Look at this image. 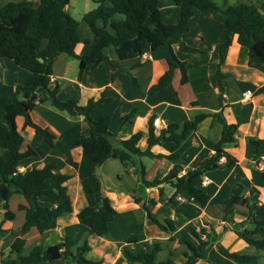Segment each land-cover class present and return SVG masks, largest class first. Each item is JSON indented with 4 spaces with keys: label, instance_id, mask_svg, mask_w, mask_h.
Returning a JSON list of instances; mask_svg holds the SVG:
<instances>
[{
    "label": "crops",
    "instance_id": "1",
    "mask_svg": "<svg viewBox=\"0 0 264 264\" xmlns=\"http://www.w3.org/2000/svg\"><path fill=\"white\" fill-rule=\"evenodd\" d=\"M214 1L223 9L241 1H248L261 8L264 14V0ZM159 7L165 23L171 24L178 21L179 8L173 0H160ZM201 13L191 18L189 31L181 37L184 43L191 41L186 44L198 48L200 52H182L177 44L172 46L177 57L187 63L189 78L186 83L181 84L180 74L174 73L167 87L155 94H149L148 89L167 69L165 59L167 48L162 46L153 50L148 48L139 58L121 60L115 48L108 46L104 52L112 60V64L102 62L91 71L88 68L81 69L78 59L65 53H59L56 56L52 71L59 83L58 98L76 99L80 104H85L89 98H98L101 91L108 87L106 93L112 97V101L99 104L91 114L94 113V117L110 114L109 130L113 131L122 115L136 109L133 122L123 125L115 139H123L119 134L130 125L132 126L130 136L135 132H142L139 143L141 149L146 146L145 138L151 115L160 119V128L166 127L169 123H178V131H180L185 120L193 119L199 113L217 112L220 105L216 98L217 83L214 72L218 60L217 51L225 38V33L219 26V17L215 19V16H212L214 14H209L208 11ZM86 37L93 41L92 35ZM207 41H210L208 47L205 45ZM78 46L80 48L76 47V51L84 53L90 50L91 43L88 45L80 43ZM0 50L3 51V55H0V95L4 101L11 102L15 86L26 81L29 71L19 65L16 49L10 44L1 43ZM137 61H143V63L133 67ZM113 73H116L114 78ZM220 77L226 83L224 97L227 106L223 110L224 117L229 123H237L239 131L237 142L225 145V150L234 156L237 162L233 168L215 169L194 179L193 182L196 185L208 186L211 189L210 201L203 207L181 195L175 196L171 201L170 197L175 189L169 184L163 183L162 190L158 186H142L137 176L127 172L125 166L116 158H108L99 166L94 165L83 154L78 143L81 129L85 126L81 116L57 111L48 100L36 105L30 111L32 121L53 134L52 146L32 127L24 125L22 116H17L15 124L23 136L22 149L30 146L35 150L34 154L17 162L19 170L32 166L42 167L48 161H55L60 172L71 175L66 185L72 207L70 213L57 217L52 226L42 233L35 226L30 227L22 235L25 243L21 254H26L36 244L46 248L69 237L76 244L87 242L90 247L87 257L94 260L101 259L102 264H142L129 263L123 249L127 248L134 253L151 251L153 243L157 242L160 246V250L155 254L157 262L171 259L174 264H180L185 259L183 254L186 250V242L192 243L195 250L199 251L198 242L191 230L207 228L213 221L222 219L223 199L238 182L248 181L250 187L264 201V179L258 176V171L264 166V145L260 146L257 153H250L247 156L248 136L257 138L264 136V92L254 97V91L264 85V67L259 60H252L249 63L247 48L237 42V35L233 32L229 33V44L223 51ZM195 78L199 82L209 81V87L204 85V89V86L198 89L197 83H194ZM185 88L191 89V94L181 96ZM246 90L251 92L248 97L243 96ZM260 95L263 99H260ZM138 103L143 104L144 118L147 120L142 130L139 127L140 120L137 115ZM101 107L107 108L101 109ZM3 113L4 109L0 103V120ZM113 119H116L117 123L111 127ZM160 128L154 127V134H157ZM220 134L221 124L212 117H207L181 143L177 150L179 154L177 159L154 157L151 158L154 162L148 167L141 161L144 157L141 156L140 162L145 168V179L151 180L156 176H163L175 164L182 167L180 174L197 166L213 154V145ZM114 143L116 144V141ZM162 144H169V146L163 148L162 145H155L152 151L169 153L172 141ZM239 146H242L243 152L238 154L236 150ZM181 153H184L186 157H183ZM0 157H9V151L2 146H0ZM224 161L225 159L222 158L221 162ZM261 161L262 167L258 168L256 163ZM236 172L240 174L237 178L233 176ZM231 178L232 183L228 184ZM204 179L206 184L202 183ZM97 182L99 184L97 197L99 198V195L107 197L117 212L108 223L107 233L102 236L93 234L77 216L83 206H94L99 203L90 191ZM86 191L90 195H87ZM50 202L47 200L45 203ZM8 205L14 212V218L5 221L2 224L3 230H0V252L3 254H7L11 243L10 232L6 230H18L22 226L25 221V208H21L20 205L28 206V202L21 193H13L9 196ZM234 211L235 220L238 222L245 216L247 209L237 203L234 205ZM152 217L162 223L165 219L172 220L174 230H164L151 219ZM1 218L0 209V221ZM131 235L137 236V241L128 242V237ZM260 236H264V233L257 235V237ZM217 243L228 251L255 255V259L248 262L234 261L221 255L217 244H213L205 247L203 256L194 264H217V260L225 264H264V250L246 244L231 229L225 230ZM2 257L4 258L5 255Z\"/></svg>",
    "mask_w": 264,
    "mask_h": 264
},
{
    "label": "trees",
    "instance_id": "2",
    "mask_svg": "<svg viewBox=\"0 0 264 264\" xmlns=\"http://www.w3.org/2000/svg\"><path fill=\"white\" fill-rule=\"evenodd\" d=\"M96 7L84 13L82 19L89 28L91 38L79 32V22L71 16L66 7L69 0H2L0 1V44L6 42L16 49L19 65L29 71V76L23 84L14 88L13 100L4 101L0 95V103L4 113L0 120V146L9 151V157H0V209L2 218L0 230L5 221L14 218V212L8 205L9 196L21 193L27 200L25 221L18 230L7 229L10 232L11 243L7 254L0 252V264H102V260L87 257L90 250L87 242L76 244L71 238L65 237L60 242L43 248L34 245L26 254H21L25 243L22 235L30 227L35 226L39 232H44L54 223L57 217L71 212V202L67 195L66 181L71 177L69 173L60 172L53 160L42 167L32 166L19 170L17 162L35 153L28 146L22 149L23 136L17 129L15 118L22 116L24 125L32 127L45 141L53 145V134L32 121L30 111L44 101H50L54 109L72 116H81L85 126L81 129L78 140L83 154L96 166L101 165L108 158L118 159L126 171L137 176L140 184L145 187L162 184L172 186L175 191L170 197L173 201L177 195L191 199L200 206L210 201L211 189L208 186L196 185L193 181L209 171L227 167L233 168L237 159L225 150V145L235 144L239 134L238 124L226 121L223 110L227 106L224 94L226 83L220 77V65L223 62V51L229 44V33L237 35V42L247 48L249 63L259 60L264 67V14L257 5L248 1H241L220 7L214 0H173L179 8V18L176 23L167 24L162 20L159 7L160 0H93ZM210 11L220 18L219 26L225 33L217 54L215 68L216 98L220 109L214 113H199L193 119L185 120L180 131L178 123H169L154 134L152 121L148 120L146 146L139 147L142 132L138 131L128 138L116 140L117 132L126 123L133 122L136 109L122 115L113 131L109 130L111 115L91 116L92 110L103 102H111L107 95L108 87L101 91L96 99L89 98L85 104L76 99L61 100L57 96L58 80L53 76L52 65L59 53H65L79 61L81 69L93 70L102 62L112 64V60L104 52L108 46H113L119 59L141 57L145 51L166 47L167 69L161 74L157 82L149 89V94H155L167 87L175 71L180 74V83L188 81L187 63L177 57L172 46L187 53H198V48L192 47L181 40L184 33L189 31L191 18L201 12ZM88 45V52L78 53L79 44ZM0 55L3 51L0 50ZM40 58L42 60H40ZM137 61L134 66L141 65ZM116 73H113V78ZM264 92V85L254 91V94ZM212 117L221 124V134L213 145V154L202 160L197 166L187 169L180 174L182 167L173 165L163 176H156L151 180L145 179V168L140 162L141 156L150 158L177 159V152L188 134L195 131L207 118ZM116 141V144L114 143ZM172 141L170 152L155 153L152 147L164 142ZM247 142L257 153L264 145L261 138L248 136ZM224 158L225 161L221 162ZM134 168V169H133ZM258 176L264 179V166L258 171ZM92 192H99L98 182L90 188ZM51 201L49 204L45 203ZM241 204L247 209L240 221L235 220L234 205ZM224 215L221 220L213 221L207 228L198 231L191 230L198 242L199 251L192 243L186 242L185 259L180 264H194L203 256L205 247L217 244L220 254L234 261L248 262L255 259V255L228 251L218 244L222 233L231 229L246 244L264 250V201L260 195L250 187L248 181L238 182L223 199ZM116 210L107 197L99 195L97 205H86L80 208L77 216L93 234L102 236L108 231V223L115 217ZM153 219V217L151 218ZM154 222L166 231H173L174 224L170 219ZM223 222V223H222ZM137 236H129L128 242L137 241ZM160 250L157 242L153 243L151 251L134 253L124 248L123 253L129 263L142 264H174L171 259L156 261L155 254ZM5 257L3 258L2 256ZM217 264H225L217 260Z\"/></svg>",
    "mask_w": 264,
    "mask_h": 264
},
{
    "label": "rangeland",
    "instance_id": "3",
    "mask_svg": "<svg viewBox=\"0 0 264 264\" xmlns=\"http://www.w3.org/2000/svg\"><path fill=\"white\" fill-rule=\"evenodd\" d=\"M0 1H2V0H0ZM96 7V3L93 1V0H69V4H68V6L66 7V10H67V12L71 15V16H73L78 22H79V32H80V34L81 35H83V36H90L91 34H90V31H89V28L87 27V25L84 23V21H83V19H82V17H83V15H84V13L85 12H87L88 10H91V9H93V8H95ZM204 13V12H203ZM207 13V12H206ZM208 13L209 14H213V13H211L210 11H208ZM202 14V13H201ZM212 16H215V19H217L218 18V16H216L215 14L214 15H212ZM182 39V38H181ZM191 41H186V43H190ZM206 44V46L208 47V45H210V41H207V42H205ZM80 46H82V45H80ZM80 46H77V48H80ZM189 60V62H190V59H188ZM212 67H214V66H212ZM175 74L177 75H179V72L178 71H175ZM214 76H215V73H214ZM196 79L197 78H195L194 79V83H197V85H198V89H201L204 85H206V87H209V84H208V82L209 81H203V80H201L200 82H199V80H197L196 81ZM212 80V79H211ZM212 82V81H211ZM184 87H186V85H184ZM205 88V86L203 87V89ZM179 89H181V88H179ZM178 89V90H179ZM194 89H196V88H194ZM191 89H188V88H185V89H183L182 90V94H180L181 96H187L188 94H191V91H190ZM175 92V91H174ZM253 93V92H252ZM256 95H254V97H255ZM261 96V95H260ZM259 96V97H260ZM260 99H263V96H261L260 97ZM138 106H139V111H138V113H137V115H139V117H138V120H140V123H139V127H140V129L142 130L143 128H144V126H146V122H147V120L144 118V113H145V109H144V106H143V104H141V103H138L137 104ZM258 105H259V103H258ZM104 106H106V105H104ZM103 108H107V107H101V109H103ZM105 112H106V110H105ZM94 115V113H92L91 114V116L92 117H94L93 116ZM117 123V120L116 119H113L112 120V123H111V127H113L115 124ZM132 129V126H128L127 128H125L122 132H120V134H119V136L120 137H122V138H128V137H130V130ZM162 146H163V148H167L168 146H169V144H161ZM184 147V146H183ZM247 147H248V149H247V156H249L250 155V153H253V147L251 146V145H249V143H247ZM249 150V151H248ZM161 151H165L164 149H161ZM166 151H168V150H166ZM241 152H243V148H242V146H239L238 148H237V150H236V153H241ZM182 154V156L183 157H186V155L184 154V153H181ZM141 161L143 162V164L144 165H147L148 167L150 166V164H152V162H154V160L153 159H151V158H149V157H146V156H144V157H142L141 158ZM257 165H258V168L259 167H262V161L260 162V163H256ZM235 178H237V177H239L240 176V174L239 173H234V175H233ZM229 183H232V178L230 179V181L228 182V184ZM86 194L87 195H90V193H87V191H86ZM91 195H94V196H96V198H97V201H99V198L97 197L98 196V194L96 193V192H91ZM96 198H94V199H96Z\"/></svg>",
    "mask_w": 264,
    "mask_h": 264
},
{
    "label": "built area",
    "instance_id": "4",
    "mask_svg": "<svg viewBox=\"0 0 264 264\" xmlns=\"http://www.w3.org/2000/svg\"><path fill=\"white\" fill-rule=\"evenodd\" d=\"M251 95V92L250 90H246L245 92H243V96L244 97H248ZM152 124L155 128H160L161 127V122H160V119L158 117H155L152 121ZM203 184H206V179L203 180L202 182Z\"/></svg>",
    "mask_w": 264,
    "mask_h": 264
},
{
    "label": "water",
    "instance_id": "5",
    "mask_svg": "<svg viewBox=\"0 0 264 264\" xmlns=\"http://www.w3.org/2000/svg\"><path fill=\"white\" fill-rule=\"evenodd\" d=\"M40 60H42V59L40 58Z\"/></svg>",
    "mask_w": 264,
    "mask_h": 264
}]
</instances>
